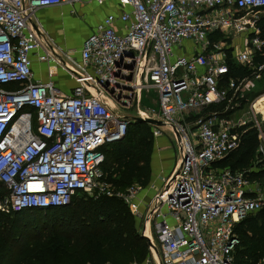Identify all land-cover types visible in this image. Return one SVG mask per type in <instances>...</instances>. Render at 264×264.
<instances>
[{
	"label": "built area",
	"instance_id": "1",
	"mask_svg": "<svg viewBox=\"0 0 264 264\" xmlns=\"http://www.w3.org/2000/svg\"><path fill=\"white\" fill-rule=\"evenodd\" d=\"M82 1L0 0V213L116 195L143 220L151 252L145 264H235L236 226L264 208V194L244 172L214 164L239 147L248 128L257 131L264 160V111L259 98L247 97L264 79L256 61L264 0H118L126 10L103 19L78 59L55 43L37 14ZM184 42L193 45L190 57L175 52ZM229 52L249 76H229ZM35 61L51 66L50 77L55 68L71 76V94L52 81L36 82ZM152 88L158 109L143 113L141 92ZM136 102L138 118L168 126L181 158L144 212L135 202L142 188L115 192L103 170L105 150L128 134L119 103ZM162 135L153 128L154 139Z\"/></svg>",
	"mask_w": 264,
	"mask_h": 264
},
{
	"label": "trees",
	"instance_id": "2",
	"mask_svg": "<svg viewBox=\"0 0 264 264\" xmlns=\"http://www.w3.org/2000/svg\"><path fill=\"white\" fill-rule=\"evenodd\" d=\"M261 11L264 13V8ZM256 27L260 32L259 37L264 41V14L259 17ZM228 41L231 43V40ZM229 55V76H249L245 68L233 62L230 52ZM256 61L264 64V46L256 56ZM241 137L239 147L214 165L233 172L242 171L252 183L262 182L264 160L258 154L257 131L245 129ZM153 150V126L137 118L131 119L126 138L105 150V182L115 192L121 193L131 186L147 188L152 177ZM2 192L0 188V196ZM126 209L128 207L122 199L116 195L104 194L98 197H75L70 205L60 208L28 210L15 216L0 213V264H132L145 248H149V244L127 219ZM67 212H71L70 219L66 216ZM128 212L136 220L129 210ZM41 217L48 221L49 217L52 218L55 226L72 227L73 231L82 233L86 239L85 250L72 247L65 258H60L57 255L59 249L67 251V246L44 241L37 248H29L26 241L38 240L41 238L40 234L46 231V228L39 229L37 222ZM236 232L241 243L234 255L235 264H258L264 259V208L246 216L236 226ZM53 236L73 238L65 232L55 233ZM20 238L25 244H14V240ZM108 243L112 244L113 250ZM54 245L57 247L54 248ZM114 254L119 255L120 259H116Z\"/></svg>",
	"mask_w": 264,
	"mask_h": 264
},
{
	"label": "rangeland",
	"instance_id": "3",
	"mask_svg": "<svg viewBox=\"0 0 264 264\" xmlns=\"http://www.w3.org/2000/svg\"><path fill=\"white\" fill-rule=\"evenodd\" d=\"M77 15H73L72 18H74L76 21V25L74 28H68L66 26L65 19L54 17V18H46L43 20L44 25L48 28L49 32L55 37V39H59L67 35L70 37L67 44L68 47H75V48H81L84 40V36L86 34V30L90 29L91 24H94L97 20L96 17H99L101 11L100 9H96V6L92 4H86L84 3L82 6L77 7ZM264 13L261 11L257 16L258 19L260 16H262ZM94 32V31H93ZM175 52L177 56L181 57H190L193 54V45L190 42H184L183 48H176ZM69 80H64L61 84L62 88L68 87L70 85ZM264 96V79L262 80H256L254 82V90L251 93H248L247 97L249 102H253L256 98H261ZM138 102H136L135 105H133L131 108H129L127 105H124L123 103H119V115L126 117V118H137L139 113H138V107H137ZM140 109L143 113H146L149 109H158V101H157V94L155 89H151L149 92L146 89H143L141 92V101H140ZM130 119V120H131ZM159 121V120H158ZM153 126V125H152ZM157 128H160L164 131L168 130V126L165 124H156L154 125ZM161 130V131H162ZM170 130V129H169ZM167 132V131H166ZM165 132V133H166ZM174 136V134H173ZM174 146H175V151L177 152V156L180 158V153L177 148V142L176 138L171 137ZM259 189L263 192L264 194V181L258 183ZM123 200V199H122ZM123 202L127 205L128 210L132 213L131 207L129 203H127L125 200ZM128 210L126 209V216L127 219L132 223L134 229L136 232L139 234L143 235V220L141 218L136 217V220L129 214ZM131 216H129V215ZM66 216L68 219L71 218V212H67ZM44 218V219H43ZM132 218V219H131ZM48 219V218H47ZM52 218L49 221L45 220V217H41L40 221L37 222L39 224V229L46 228V231L44 233L40 234L41 238H38V240L34 241H26L27 244H29V248H37L41 242H50V243H55L56 245L59 246H67V251H64L62 249H59L57 255L60 256V258H65L68 252H71L72 247H75L77 250H85V236L80 233L72 230V227L69 228L67 226L61 227L60 225H54ZM45 226V227H44ZM59 232H65L69 233L70 235L73 236V238L68 239V238H62L58 236H53L55 233ZM53 236V237H52ZM24 240L18 239L14 240V244L17 245H23ZM54 245V248L57 247ZM108 246L113 250L112 244L108 243ZM151 256V252L149 248H145L144 252L140 254L139 258H135L132 264H145L146 261L149 259ZM114 257L116 259H120V256L117 254H114ZM18 259V257H16ZM153 264H155L153 262Z\"/></svg>",
	"mask_w": 264,
	"mask_h": 264
},
{
	"label": "crops",
	"instance_id": "4",
	"mask_svg": "<svg viewBox=\"0 0 264 264\" xmlns=\"http://www.w3.org/2000/svg\"><path fill=\"white\" fill-rule=\"evenodd\" d=\"M84 3L92 4L96 6V9H100L101 11L99 17H96L97 20H94L96 22L94 24H91L90 29L86 30V34L84 36L85 41L88 39V37L93 33L95 28L103 21V19L107 15L109 14L119 15L126 10L119 4L118 0H108L104 5H98L95 2H93V0H83L82 2L75 4L73 7L69 5L53 7V8L40 10L37 14L40 24L43 26L46 32L53 38L55 43L62 49L71 52L72 55L78 59L81 56L80 53L85 41L83 42L81 48L68 47L67 44L69 43L66 41H69L70 37L67 35V37L65 36V38L62 37L59 38L58 40L55 39V37H53V35L49 32L48 28L44 25L43 20H45L48 17L62 18L65 19L66 26L68 28L71 27L74 28L76 22L78 21L72 18V16L74 14L77 15L76 6L80 7ZM124 27L125 26L122 23H119L116 26L119 32H124L125 31ZM234 45L237 46V51H241L242 49L241 38L235 37ZM50 67L51 66H49V64L47 63L35 61L33 64L35 81L39 83H47L49 81H52L59 88H61V90H63L66 94L70 95L74 87L76 86L74 79L60 68H55L53 70L54 76L50 77L48 73V69ZM64 80H69L71 83L68 87L62 88L61 84ZM153 128H157V127L153 125ZM157 129L162 130L160 128ZM166 131L162 130L163 135L154 139V150H153L152 162H151V167H152L151 182L147 188L141 190V192L138 194V196L135 199V202L139 205L141 212H144L146 206L150 203L152 197L161 188L162 186L161 179L170 176L171 173L177 168V165L181 159L177 156L174 143L171 139V137H174L173 133L171 132V130H169V128Z\"/></svg>",
	"mask_w": 264,
	"mask_h": 264
},
{
	"label": "water",
	"instance_id": "5",
	"mask_svg": "<svg viewBox=\"0 0 264 264\" xmlns=\"http://www.w3.org/2000/svg\"><path fill=\"white\" fill-rule=\"evenodd\" d=\"M141 120L140 118H137V120ZM147 123H149V124H151V125H156V124H159V125H161V124H163V122L162 121H157V120H153V119H147V120H145ZM143 237H145V235H144V233H143V235H142Z\"/></svg>",
	"mask_w": 264,
	"mask_h": 264
},
{
	"label": "bare ground",
	"instance_id": "6",
	"mask_svg": "<svg viewBox=\"0 0 264 264\" xmlns=\"http://www.w3.org/2000/svg\"><path fill=\"white\" fill-rule=\"evenodd\" d=\"M141 88V87H139ZM257 106L260 110L264 111V96H262L261 98H259L258 102H257Z\"/></svg>",
	"mask_w": 264,
	"mask_h": 264
},
{
	"label": "flooded vegetation",
	"instance_id": "7",
	"mask_svg": "<svg viewBox=\"0 0 264 264\" xmlns=\"http://www.w3.org/2000/svg\"><path fill=\"white\" fill-rule=\"evenodd\" d=\"M132 97H133V94H130V95H128V98H130V99H131Z\"/></svg>",
	"mask_w": 264,
	"mask_h": 264
}]
</instances>
